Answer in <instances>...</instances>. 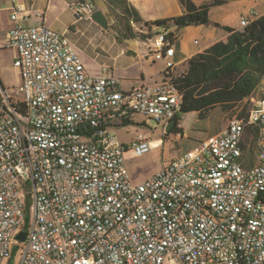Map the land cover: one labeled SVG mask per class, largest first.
Masks as SVG:
<instances>
[{"label":"built area","instance_id":"1","mask_svg":"<svg viewBox=\"0 0 264 264\" xmlns=\"http://www.w3.org/2000/svg\"><path fill=\"white\" fill-rule=\"evenodd\" d=\"M23 12L15 4L11 19ZM93 13L89 2L76 8L81 19ZM258 17L255 10L242 16L241 30ZM161 29L168 28L147 36L154 61ZM177 42L170 31V70L161 83L126 90L113 70L90 74L70 40L52 28L17 24L7 32L0 48L16 52L21 84L5 88L0 78V264H13L21 232L27 238L19 264H264V208H257L264 170L252 166L250 179H228L236 171L235 135L248 117H259L253 130L262 132L264 158L258 89L246 99L244 117L141 184L132 183L125 153L142 156L152 142L121 146L109 133L132 111L165 126L180 114L179 95L165 77L175 73ZM223 152L230 160L214 166L210 154ZM212 178H222V186L212 187Z\"/></svg>","mask_w":264,"mask_h":264},{"label":"rangeland","instance_id":"2","mask_svg":"<svg viewBox=\"0 0 264 264\" xmlns=\"http://www.w3.org/2000/svg\"><path fill=\"white\" fill-rule=\"evenodd\" d=\"M33 1V0H32ZM89 2L93 5V12L103 11L108 19V26L102 28L92 19H80L76 16L74 9L81 2ZM34 0L33 11L46 12L45 24L60 34L65 35L73 44L74 49L83 61L84 66L90 74L100 75L105 69L114 70L119 79H122V72L129 70V74L140 75L141 71L148 76L153 74L161 65L154 66L146 61H139L134 55L127 54L129 48L134 49L138 45L137 40H122L113 27L115 22L105 0H67L66 3H73L66 7L63 0ZM48 5L49 8H48ZM255 11L258 16L264 13V2L257 5ZM40 19L33 17L32 22L23 26L32 27L38 24ZM148 34V33H146ZM6 31L0 30V44L5 40ZM145 44L150 46L149 56L154 54L152 37L146 39ZM16 52L13 49L0 48V78L5 88L18 89L21 84V76L15 66ZM162 62L163 67L165 62ZM154 79H159L156 77ZM150 80V79H149ZM147 83L153 82L150 81ZM183 134H166L164 123L158 122L143 114H134L133 123L122 126H110L109 133L113 135L121 146H130L141 138L152 142L150 151L142 156L136 157L133 150L125 153L127 169L133 184H141L159 173L164 164L178 158L185 151L193 148L201 141L221 132L226 128L229 117L221 108H216L206 121H201L198 114L188 113L181 118ZM32 215L27 211L26 219L30 225ZM24 243L17 240L12 251L13 264H19L20 254Z\"/></svg>","mask_w":264,"mask_h":264},{"label":"trees","instance_id":"3","mask_svg":"<svg viewBox=\"0 0 264 264\" xmlns=\"http://www.w3.org/2000/svg\"><path fill=\"white\" fill-rule=\"evenodd\" d=\"M105 1L115 19L113 27L119 38L143 43L153 30L170 24L178 29L208 25L211 9L224 4L223 1L216 0L211 4L197 6L192 0H180L184 9L183 15L169 20L143 23L140 14L128 0ZM228 32L225 42H217L205 52L194 56L181 74L165 75L181 100V112L174 119L176 125L168 135L183 134L181 118L184 114L195 112L201 121H206L216 108H221L229 121L236 116L246 115L245 101L248 97L255 96L257 89L259 92L264 79V15L243 30L230 29ZM133 114L128 115L127 120L119 126L132 124ZM257 136L258 130L247 126L245 149L252 159ZM27 222L28 219L25 229Z\"/></svg>","mask_w":264,"mask_h":264},{"label":"crops","instance_id":"4","mask_svg":"<svg viewBox=\"0 0 264 264\" xmlns=\"http://www.w3.org/2000/svg\"><path fill=\"white\" fill-rule=\"evenodd\" d=\"M49 0V4L52 3ZM65 3L67 0H63ZM71 1V0H69ZM132 6L138 11L143 23H152L155 21H164L173 19L183 15L184 9L180 0H128ZM197 6L204 4H211L216 0H192ZM224 4L214 6L210 13V23L208 25L201 26H189L183 29H178L174 25H168L166 30L174 32V37H178L177 50L175 55V61L177 63L175 73H182L187 67V63L194 56L205 52L217 42H225L229 36L230 29L241 30L239 23L242 16L246 15L250 10H255L257 5H260L264 0H220ZM17 4L24 10L19 15V19L13 21L11 15L13 13V7ZM74 5L73 3H66V7ZM34 0H0V30L7 32L15 25L23 26L26 23L32 22L33 17L40 19L39 22L46 27V12L33 11ZM50 5H48L49 8ZM76 14V8L74 9ZM264 15V13H262ZM77 16V15H76ZM78 17V16H77ZM81 19V18H80ZM36 25V26H38ZM33 27V26H32ZM51 28V27H49ZM138 41V40H137ZM127 54L134 55L140 61H146L154 66L157 63H161L158 69L148 76L141 71L138 76L129 74V70L122 72L121 84L124 89H130L133 86H146L153 87L161 83L164 80L163 64L159 61H154L153 57H150V46L143 42H138V45L134 49L129 48ZM114 73V70H113ZM115 75V73H114ZM116 76V75H115ZM159 77V79H154ZM119 78V77H118ZM150 79V80H149ZM149 80L153 82L147 83Z\"/></svg>","mask_w":264,"mask_h":264},{"label":"bare ground","instance_id":"5","mask_svg":"<svg viewBox=\"0 0 264 264\" xmlns=\"http://www.w3.org/2000/svg\"><path fill=\"white\" fill-rule=\"evenodd\" d=\"M170 39V33L166 30H161L158 33V60L164 61L165 66L163 70H170V58L167 51L166 42ZM155 59V52L151 55ZM255 97V96H252ZM179 102H181L179 97ZM258 103L264 109V85L263 82L260 85L258 92ZM122 113H129V105H122ZM134 114H138L139 111H132ZM131 114V113H130ZM127 114V117L128 115ZM133 114V115H134ZM145 115V114H143ZM171 121H168L170 123ZM259 125V117H248V124H243L241 132H236L234 141V151L231 154V163L233 170L228 172V179H250L252 166L255 170H264V158L262 155V132L258 130L257 140L255 142V154L254 158H250L248 150L245 149V132L247 126ZM153 146V144H152ZM225 160H230V152H223V154H210V161L214 166H222ZM201 185H209V178H201ZM222 186V178H212V187ZM257 208H264V197H257Z\"/></svg>","mask_w":264,"mask_h":264},{"label":"water","instance_id":"6","mask_svg":"<svg viewBox=\"0 0 264 264\" xmlns=\"http://www.w3.org/2000/svg\"><path fill=\"white\" fill-rule=\"evenodd\" d=\"M91 19L96 22L98 25H100L102 28H106L108 26V19L103 11L99 10L92 14ZM176 121L172 120L170 123H168L166 127V134H169L171 130L175 127ZM27 238V234L25 232H21L17 237L16 240H19L21 242H25Z\"/></svg>","mask_w":264,"mask_h":264}]
</instances>
